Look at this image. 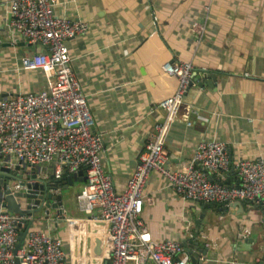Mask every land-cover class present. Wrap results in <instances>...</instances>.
I'll return each instance as SVG.
<instances>
[{
  "label": "crops",
  "instance_id": "1",
  "mask_svg": "<svg viewBox=\"0 0 264 264\" xmlns=\"http://www.w3.org/2000/svg\"><path fill=\"white\" fill-rule=\"evenodd\" d=\"M11 1L0 0V38L9 44L0 48V96L6 98L47 88L41 70L22 69L21 59L36 48L10 33ZM56 1V16L88 25L86 34L67 42L70 67L86 95L103 144L105 173L116 193L124 191L154 126L164 121L158 103L177 89V79L162 70L167 62L190 63L195 72L215 76L212 87L201 77L187 90L178 114L181 124L169 130L163 146L170 169L187 164L205 137L226 142L233 162L264 158V0ZM188 122L191 129L185 127ZM234 176L231 171L229 180ZM78 191L65 207L68 217H81ZM203 210L199 242L209 252L197 264H250L262 256L263 208L219 212L185 201L156 172L144 190L140 219L154 240L182 242L196 229L193 212ZM62 225L37 222L31 229L62 237ZM98 228L83 223L74 233L81 238L75 258L92 260L82 240L98 234ZM243 228L250 233L242 235Z\"/></svg>",
  "mask_w": 264,
  "mask_h": 264
},
{
  "label": "built area",
  "instance_id": "2",
  "mask_svg": "<svg viewBox=\"0 0 264 264\" xmlns=\"http://www.w3.org/2000/svg\"><path fill=\"white\" fill-rule=\"evenodd\" d=\"M56 5V0H12L9 4L10 33L36 48L21 59L22 69L41 70L47 88L0 100V163L38 170L58 183L64 176L83 170L85 186L76 195L83 216L30 217L0 207V264H16V259L20 264H148L149 260L154 264H189L180 241L154 240L140 219L144 190L153 172L185 201L212 204L219 212L236 202L264 209L262 157L233 162L226 142L205 137L187 164L176 170L167 166L165 138L172 127L181 124L178 114L195 74L193 65L185 62L163 64V72L177 79V89L158 103L165 112L164 121L154 126L124 191L116 193L105 173L100 156L103 144L93 129L86 95L70 67L67 42L86 34L88 25L56 16ZM185 127L191 129L192 124ZM231 171L235 176L229 180ZM28 221L32 225L63 223L66 236L35 231L31 225L14 254L17 227ZM86 222L100 226L99 235L96 231L82 240L92 259L88 262L74 256L79 247L75 243L81 240L77 233ZM249 233L243 228L242 235ZM95 238L100 240V255L94 253ZM225 264L246 263L230 260ZM250 264H264V246L262 256Z\"/></svg>",
  "mask_w": 264,
  "mask_h": 264
},
{
  "label": "water",
  "instance_id": "3",
  "mask_svg": "<svg viewBox=\"0 0 264 264\" xmlns=\"http://www.w3.org/2000/svg\"><path fill=\"white\" fill-rule=\"evenodd\" d=\"M7 45L9 44L7 42H2L0 38V48ZM201 77L207 79V84L212 87L211 82L215 81V76L197 72H195L189 86L198 82ZM198 86L202 87L203 84L198 83ZM4 98H6V94H1L0 100ZM85 181L86 178L83 170L73 175L64 176L62 181L58 183L56 180L52 179L51 176L44 177L38 170L28 169L19 164L11 168L0 163V207L9 213L21 216H35L36 213L41 211L44 212L45 216H49L52 213L56 216L61 215L65 213L66 203L72 199L73 193L78 191V188H75V184H82ZM16 184H18V188H16ZM64 194L68 196L66 201ZM208 206L213 208L214 205L209 204ZM243 206H246V204L243 202H236L231 204L230 208L239 207L242 213ZM247 206L250 207L249 205ZM255 208L258 207L255 206ZM205 212L206 211L203 210L199 215L193 212V222L196 228L193 237L185 238L182 241L184 252L188 255L190 264H197L199 259L201 257H206L209 252V249L199 242L200 234L204 230L201 222L204 219ZM31 225V221H28L24 226L18 225V242L14 254L23 245L27 231ZM252 241L253 239L247 240L249 243ZM94 242V253L100 255V240L95 238ZM15 262L16 264H20L18 259H16ZM150 262L152 261L150 260Z\"/></svg>",
  "mask_w": 264,
  "mask_h": 264
},
{
  "label": "rangeland",
  "instance_id": "4",
  "mask_svg": "<svg viewBox=\"0 0 264 264\" xmlns=\"http://www.w3.org/2000/svg\"><path fill=\"white\" fill-rule=\"evenodd\" d=\"M75 188L77 189H80L81 188V184H75ZM76 192L77 191H75V193H73V196H72V199L71 200H69L67 203H66V207H68V205H69V203H74V197H75V194H76ZM79 192V191H78ZM67 195L66 194H64V198H65V201H66V199H67ZM51 215H55V214H51ZM35 216L36 217H44L45 216V214H44V212L43 211H41V212H39V213H36L35 214ZM83 215L81 214V217H82ZM80 217V216H79ZM60 231H61V233H62V235H63V237H65L66 236V232H67V229H66V226L63 224L61 227H60ZM16 247V246H15ZM15 250V249H14Z\"/></svg>",
  "mask_w": 264,
  "mask_h": 264
},
{
  "label": "bare ground",
  "instance_id": "5",
  "mask_svg": "<svg viewBox=\"0 0 264 264\" xmlns=\"http://www.w3.org/2000/svg\"><path fill=\"white\" fill-rule=\"evenodd\" d=\"M87 224H92V223H88V222H86ZM93 224H95V223H93Z\"/></svg>",
  "mask_w": 264,
  "mask_h": 264
},
{
  "label": "clouds",
  "instance_id": "6",
  "mask_svg": "<svg viewBox=\"0 0 264 264\" xmlns=\"http://www.w3.org/2000/svg\"><path fill=\"white\" fill-rule=\"evenodd\" d=\"M182 243V242H181Z\"/></svg>",
  "mask_w": 264,
  "mask_h": 264
}]
</instances>
